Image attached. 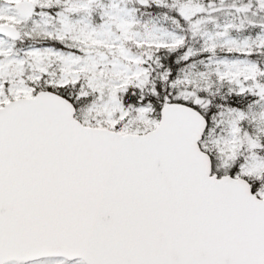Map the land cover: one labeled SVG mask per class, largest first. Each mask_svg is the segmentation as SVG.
Masks as SVG:
<instances>
[{
  "label": "snow or ice",
  "instance_id": "6c2138e0",
  "mask_svg": "<svg viewBox=\"0 0 264 264\" xmlns=\"http://www.w3.org/2000/svg\"><path fill=\"white\" fill-rule=\"evenodd\" d=\"M0 264H264V0H0Z\"/></svg>",
  "mask_w": 264,
  "mask_h": 264
}]
</instances>
